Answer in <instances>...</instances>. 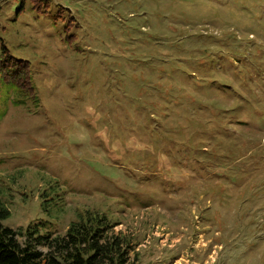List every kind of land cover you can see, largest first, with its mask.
Wrapping results in <instances>:
<instances>
[{"label":"rangeland","instance_id":"1","mask_svg":"<svg viewBox=\"0 0 264 264\" xmlns=\"http://www.w3.org/2000/svg\"><path fill=\"white\" fill-rule=\"evenodd\" d=\"M7 57L39 102L0 76L5 227L93 211L126 264H264V0H0Z\"/></svg>","mask_w":264,"mask_h":264},{"label":"trees","instance_id":"2","mask_svg":"<svg viewBox=\"0 0 264 264\" xmlns=\"http://www.w3.org/2000/svg\"><path fill=\"white\" fill-rule=\"evenodd\" d=\"M31 1L41 4L44 0ZM0 76L6 86L16 89V94L20 98L28 97L35 103L39 102V97L32 85L30 66L27 62L16 61L9 57L4 58L0 62ZM147 137L152 139L157 136L141 134L137 138L135 137V141L130 146V149L140 148V151L132 153L131 157L134 161L141 163L135 164V166L146 173L159 168L149 159H141L137 155L141 150L143 154L151 153L146 148H143L145 150L141 149V145L145 147L142 141ZM154 140L161 141L159 137ZM174 152L177 153L174 145L171 149H166L168 155ZM153 153L157 155V150H154ZM132 176H134L133 173ZM136 182L138 185L139 182ZM184 182L188 183L189 180ZM192 183L199 184L201 182L192 178ZM182 186L181 190L185 187ZM45 196L47 195L45 194ZM42 208L45 207L42 205ZM10 214L8 207L0 198V264L127 263L128 251L124 249L125 241L112 236V231L117 224L111 223L105 214L86 211L84 214L78 215L77 221L72 222L63 235H56L52 231L40 234L39 226L34 225H29L25 231H15L3 225L10 218ZM19 238H23V241H20ZM42 249H46V251L44 252Z\"/></svg>","mask_w":264,"mask_h":264}]
</instances>
